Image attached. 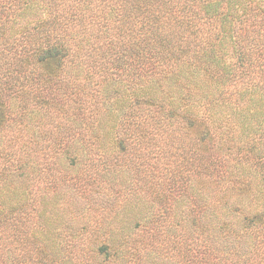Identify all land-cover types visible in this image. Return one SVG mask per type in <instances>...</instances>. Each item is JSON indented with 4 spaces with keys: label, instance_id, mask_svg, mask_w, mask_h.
Instances as JSON below:
<instances>
[{
    "label": "trees",
    "instance_id": "1",
    "mask_svg": "<svg viewBox=\"0 0 264 264\" xmlns=\"http://www.w3.org/2000/svg\"><path fill=\"white\" fill-rule=\"evenodd\" d=\"M0 264H264V0H0Z\"/></svg>",
    "mask_w": 264,
    "mask_h": 264
}]
</instances>
